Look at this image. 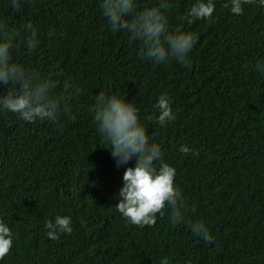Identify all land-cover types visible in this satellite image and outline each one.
<instances>
[{
    "label": "trees",
    "instance_id": "obj_1",
    "mask_svg": "<svg viewBox=\"0 0 264 264\" xmlns=\"http://www.w3.org/2000/svg\"><path fill=\"white\" fill-rule=\"evenodd\" d=\"M195 2L170 0L167 13L170 30L199 37L185 66L142 59L139 43L110 30L100 0H24L18 10L0 0V22L40 30L31 55L13 39L14 62L81 89L59 124L0 111V220L13 233L0 264H264V74L255 70L264 63V7L245 5L237 16L223 6L229 0H214L213 22L189 25L181 17ZM100 91L139 109L150 143L176 169L185 223L173 225L166 208L140 228L117 211L136 161L117 167L98 133L89 108ZM161 94L176 115L164 127L147 119L159 115ZM57 215L71 217L73 231L52 240L45 224ZM193 221L207 226L212 244L191 232Z\"/></svg>",
    "mask_w": 264,
    "mask_h": 264
},
{
    "label": "clouds",
    "instance_id": "obj_2",
    "mask_svg": "<svg viewBox=\"0 0 264 264\" xmlns=\"http://www.w3.org/2000/svg\"><path fill=\"white\" fill-rule=\"evenodd\" d=\"M14 9H19L24 0H11ZM245 5L264 7V0H229L223 6L230 11L243 15ZM100 8L107 19L112 32H125L129 44L139 43V55L142 59L156 64L176 61L189 65L188 53L198 42V35L180 29L170 30L168 10L170 0H157L151 7L142 10L137 0H100ZM214 0H196L186 14L181 17L189 25L199 20L213 22ZM40 30L31 22L23 25L22 30L9 28L0 22V111L17 114L25 122L48 120L59 124L62 113H69V101L81 94L80 88H74L71 82L61 81L52 73L40 72L14 62L12 41L19 38L25 45L27 54L36 52L41 43ZM49 37L52 36L50 32ZM255 70L264 74V63L257 62ZM155 107L159 110L156 117L148 116L149 121L160 127L175 121L176 115L166 94H161ZM97 131L106 148L116 160L117 167L127 164L135 158V166L126 168L123 174V186L119 190V203L116 209L131 224L140 228L156 224V216H164L166 208L171 209L170 222L173 225L185 223V202L181 190L175 186L176 169L162 160L159 144L150 143L147 129L140 122L139 109L115 94L106 95L100 91L94 96L89 108ZM179 151L188 154L192 150L182 145ZM193 155H199L193 152ZM157 162L159 166L157 167ZM191 232L205 243L212 244L213 237L202 221L188 224ZM47 236L58 240L60 233L71 234V217L57 215L55 221H47ZM13 246V233L10 227L0 220V260H3ZM161 264H169L164 258Z\"/></svg>",
    "mask_w": 264,
    "mask_h": 264
}]
</instances>
